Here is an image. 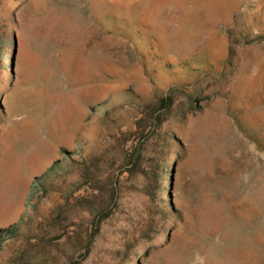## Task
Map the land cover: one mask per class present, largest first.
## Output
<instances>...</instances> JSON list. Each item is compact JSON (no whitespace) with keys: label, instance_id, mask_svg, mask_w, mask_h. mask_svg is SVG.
Here are the masks:
<instances>
[{"label":"rangeland","instance_id":"obj_1","mask_svg":"<svg viewBox=\"0 0 264 264\" xmlns=\"http://www.w3.org/2000/svg\"><path fill=\"white\" fill-rule=\"evenodd\" d=\"M12 10L0 230H16L0 232V264L46 254V264H264V0H16ZM156 89L176 98L179 143L163 177L174 212L139 257L118 256L112 237L75 250V135Z\"/></svg>","mask_w":264,"mask_h":264},{"label":"trees","instance_id":"obj_2","mask_svg":"<svg viewBox=\"0 0 264 264\" xmlns=\"http://www.w3.org/2000/svg\"><path fill=\"white\" fill-rule=\"evenodd\" d=\"M14 2L0 0V82L2 58L15 23ZM175 109L174 94L156 89L146 100L131 98L106 111L92 129L75 135L69 152L67 199L69 238L75 250L87 254L97 241L112 237L118 256L139 257L136 251L162 231L174 212L164 194L163 177L169 154L179 143L171 130ZM171 195L168 191L172 199ZM15 230L11 225L0 232ZM42 260L45 263L35 261L46 264L49 256Z\"/></svg>","mask_w":264,"mask_h":264}]
</instances>
